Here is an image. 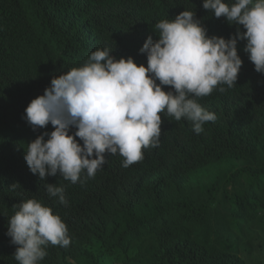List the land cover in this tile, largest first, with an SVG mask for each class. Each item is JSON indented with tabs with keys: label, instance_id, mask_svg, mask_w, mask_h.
Masks as SVG:
<instances>
[{
	"label": "trees",
	"instance_id": "obj_1",
	"mask_svg": "<svg viewBox=\"0 0 264 264\" xmlns=\"http://www.w3.org/2000/svg\"><path fill=\"white\" fill-rule=\"evenodd\" d=\"M196 1L0 0V264H18L1 221L20 196L51 203L73 237L49 264H264V79L247 70L235 88L207 99L219 108L216 126L194 135L184 124L164 126L161 114L159 147L129 168L110 158L94 180L69 189L67 207L20 162L17 146L30 135L17 111L23 98L42 82L44 93L97 48L127 57L139 27L180 7L195 10L209 35L235 34L236 25L211 19Z\"/></svg>",
	"mask_w": 264,
	"mask_h": 264
},
{
	"label": "clouds",
	"instance_id": "obj_2",
	"mask_svg": "<svg viewBox=\"0 0 264 264\" xmlns=\"http://www.w3.org/2000/svg\"><path fill=\"white\" fill-rule=\"evenodd\" d=\"M195 4L236 25L235 34L209 35L195 10L180 7L139 27L141 39L127 57L97 48L83 65L53 76L44 93L42 82L23 98L17 111L30 135L17 146L19 158L46 197L67 207L69 189L94 180L110 158L122 168L142 163L159 147L161 114L164 126L205 134L217 119L209 97L235 88L246 70L264 79V0ZM61 214L38 196L17 197L1 221L9 257L15 250L18 264H49L52 252L71 248Z\"/></svg>",
	"mask_w": 264,
	"mask_h": 264
},
{
	"label": "flooded vegetation",
	"instance_id": "obj_3",
	"mask_svg": "<svg viewBox=\"0 0 264 264\" xmlns=\"http://www.w3.org/2000/svg\"><path fill=\"white\" fill-rule=\"evenodd\" d=\"M199 103H200V102H199ZM200 104H201V103H200ZM211 107L213 108L214 113H215L216 116H217L216 121H215V122H211V123H212V126H216V123H217V121H218L219 115H218V113H217L215 110H219V108H218L215 104H212Z\"/></svg>",
	"mask_w": 264,
	"mask_h": 264
},
{
	"label": "water",
	"instance_id": "obj_4",
	"mask_svg": "<svg viewBox=\"0 0 264 264\" xmlns=\"http://www.w3.org/2000/svg\"><path fill=\"white\" fill-rule=\"evenodd\" d=\"M161 145V141H160V143H159V146ZM154 149H156V148H153L152 150H154Z\"/></svg>",
	"mask_w": 264,
	"mask_h": 264
}]
</instances>
